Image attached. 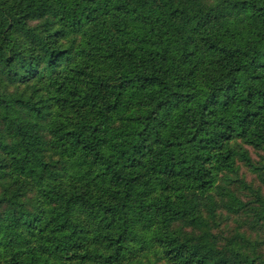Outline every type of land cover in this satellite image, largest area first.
<instances>
[{
	"label": "trees",
	"instance_id": "1",
	"mask_svg": "<svg viewBox=\"0 0 264 264\" xmlns=\"http://www.w3.org/2000/svg\"><path fill=\"white\" fill-rule=\"evenodd\" d=\"M263 187L264 0H0V264H264Z\"/></svg>",
	"mask_w": 264,
	"mask_h": 264
},
{
	"label": "rangeland",
	"instance_id": "2",
	"mask_svg": "<svg viewBox=\"0 0 264 264\" xmlns=\"http://www.w3.org/2000/svg\"><path fill=\"white\" fill-rule=\"evenodd\" d=\"M249 149H250L252 158L254 160H257L259 158L257 152L254 151L250 147ZM240 174L243 176L244 181H246L247 183L249 182L252 183V186L256 187L260 185L256 175L253 174V172H251L250 170L246 169V167L241 166ZM262 190H264V187L262 188ZM239 194L243 200H248V199L250 200V196L247 191L240 189ZM219 211H221V214L223 215V218H224L219 225L220 231L221 230L227 231L231 229L235 225L233 218L237 217L238 215H231L225 210H221V208Z\"/></svg>",
	"mask_w": 264,
	"mask_h": 264
}]
</instances>
